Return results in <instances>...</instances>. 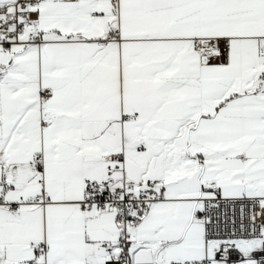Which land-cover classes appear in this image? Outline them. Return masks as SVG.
<instances>
[{
	"label": "snow or ice",
	"instance_id": "1",
	"mask_svg": "<svg viewBox=\"0 0 264 264\" xmlns=\"http://www.w3.org/2000/svg\"><path fill=\"white\" fill-rule=\"evenodd\" d=\"M0 264H264V0H0Z\"/></svg>",
	"mask_w": 264,
	"mask_h": 264
}]
</instances>
